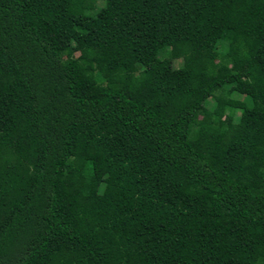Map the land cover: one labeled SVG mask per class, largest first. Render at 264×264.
I'll use <instances>...</instances> for the list:
<instances>
[{
    "label": "trees",
    "instance_id": "obj_1",
    "mask_svg": "<svg viewBox=\"0 0 264 264\" xmlns=\"http://www.w3.org/2000/svg\"><path fill=\"white\" fill-rule=\"evenodd\" d=\"M0 264H264V0H0Z\"/></svg>",
    "mask_w": 264,
    "mask_h": 264
},
{
    "label": "rangeland",
    "instance_id": "obj_2",
    "mask_svg": "<svg viewBox=\"0 0 264 264\" xmlns=\"http://www.w3.org/2000/svg\"><path fill=\"white\" fill-rule=\"evenodd\" d=\"M172 65H173L174 67H177V66L179 65V61H178V60H174V61L172 62ZM230 96L245 99L244 96L237 95L236 92H233V91L230 92ZM236 116H237V112L234 113V119H236Z\"/></svg>",
    "mask_w": 264,
    "mask_h": 264
}]
</instances>
